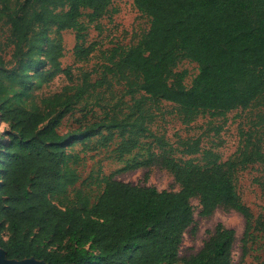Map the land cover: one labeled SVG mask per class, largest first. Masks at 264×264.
Instances as JSON below:
<instances>
[{
  "label": "trees",
  "instance_id": "obj_1",
  "mask_svg": "<svg viewBox=\"0 0 264 264\" xmlns=\"http://www.w3.org/2000/svg\"><path fill=\"white\" fill-rule=\"evenodd\" d=\"M113 1L0 0V24L9 27L5 40L0 35V122L7 124L0 135V247L11 259L35 257L49 264H233L236 232L223 223L197 254L181 257V247L195 224L192 201L198 199L203 217L220 207L245 217L247 255L255 235L253 213L238 193L234 174L252 163L264 164L263 138L257 135L264 110L256 132L242 131L245 140L237 160L221 161L205 150L206 163L200 165L164 151L128 166L167 169L179 190L109 178L93 203L79 193L76 204L62 206L54 195L78 181L65 169L69 148L78 141L90 143L97 137V147L106 148L119 137L121 157L133 153L142 137L170 147L148 125L163 101L175 105L186 123L203 112L225 116L255 102L264 105V0H134L150 27L135 44L113 48L102 78L92 83L85 74L60 112L50 109V103L60 102L61 94L43 98L41 104L29 102L33 81L43 84L62 73L72 77L61 60L64 31L76 32V59H89L95 47L85 46L88 25L82 19L102 18ZM8 48L10 60L4 55ZM180 59L198 64L190 86L184 83L185 74L175 71ZM12 79L25 98L19 105H12L5 92ZM113 80L125 84L121 101L131 96L129 112L108 113L62 134L60 121L69 109L91 88L111 86ZM179 143L186 154L202 151L199 139ZM257 225L264 232V220Z\"/></svg>",
  "mask_w": 264,
  "mask_h": 264
},
{
  "label": "rangeland",
  "instance_id": "obj_2",
  "mask_svg": "<svg viewBox=\"0 0 264 264\" xmlns=\"http://www.w3.org/2000/svg\"><path fill=\"white\" fill-rule=\"evenodd\" d=\"M16 1V0H15ZM89 10L86 11V14ZM88 25L85 46L93 45L94 52L86 61H79L74 54L76 45V32L66 30L63 32L65 55L61 59L64 68H71L72 77L59 74L52 81L39 84L32 82L29 102L41 104L43 98L52 99L56 94H61L60 102L52 101L50 109L53 111L64 110L63 102L81 86L85 74H89L88 82H95L102 78L104 66L109 64L111 52L117 46L129 47L149 29L150 19L136 6L134 0H114L109 6L108 13L102 18L89 22L85 16L82 19ZM0 24L1 39L9 35V27ZM50 34L54 36V31ZM6 60L11 59L10 48L4 53ZM13 64H10V67ZM177 73H184L186 86L198 74L196 62L180 59L175 67ZM111 78V76H110ZM21 88L16 80H7L5 92L12 105H19L25 99L20 95ZM125 84L113 80L112 85L105 84L91 88L82 100L75 103L60 121L59 131L66 134L71 130L84 127L100 121L108 113L124 115L129 112L133 103L131 96H126L122 101ZM156 118L148 123L152 131L163 136L171 143L170 147H159L152 138L142 137L141 145L133 153L121 157L117 151L119 137L106 148L97 147V137L90 143L78 141L70 148V156L65 169L78 176V181L64 188L63 192L54 195V199L62 206L76 204L78 194L91 199V203L102 193L105 182L114 178L132 184L155 186L159 190H179L173 174L159 166L142 165L128 168L130 164L145 162L152 152L162 153L168 151L179 160L192 159L195 163L204 165L205 150H212L221 157V161L237 160L239 148L243 145L242 131L257 130L258 114L264 110L261 102H255L246 109H237L225 116H212L209 112L200 113L196 119L186 123L183 115L175 105L161 102L155 107ZM7 129V124L0 122V135ZM256 132V131H255ZM262 137L264 146V126L257 134ZM200 140L202 151L197 154L183 152L182 140ZM234 181L241 196L253 213L254 237L248 244V253L243 256V237L247 228L245 217L235 210L220 207L208 217L200 215L201 205L198 199H193L195 207V224L184 234L181 247V257L195 255L203 247L210 233L218 223L232 228L236 232V241L233 250V264H263L264 261V232L258 229L257 220H264V164L252 163L247 168H240L234 174ZM176 264H183L178 262Z\"/></svg>",
  "mask_w": 264,
  "mask_h": 264
},
{
  "label": "water",
  "instance_id": "obj_3",
  "mask_svg": "<svg viewBox=\"0 0 264 264\" xmlns=\"http://www.w3.org/2000/svg\"><path fill=\"white\" fill-rule=\"evenodd\" d=\"M0 264H49L45 260H39L35 257L25 259H11L8 257L4 248L0 247Z\"/></svg>",
  "mask_w": 264,
  "mask_h": 264
}]
</instances>
